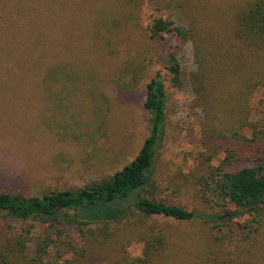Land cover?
I'll return each mask as SVG.
<instances>
[{
	"label": "rangeland",
	"instance_id": "1",
	"mask_svg": "<svg viewBox=\"0 0 264 264\" xmlns=\"http://www.w3.org/2000/svg\"><path fill=\"white\" fill-rule=\"evenodd\" d=\"M249 1L0 0V194L77 190L129 165L149 134L146 85L159 80L166 106L155 185L137 194L219 213L197 179L249 164L238 155L228 163L218 143L238 141L231 132L239 133V101L264 82V50L233 35L235 14ZM156 20L190 33L172 42L180 87L150 37ZM123 207L110 223L78 213L82 228L0 212V264H146L149 233L164 234L165 244L151 264H264V209L246 238L247 215L218 232L203 220L146 218Z\"/></svg>",
	"mask_w": 264,
	"mask_h": 264
},
{
	"label": "trees",
	"instance_id": "2",
	"mask_svg": "<svg viewBox=\"0 0 264 264\" xmlns=\"http://www.w3.org/2000/svg\"><path fill=\"white\" fill-rule=\"evenodd\" d=\"M150 31V37L160 50L161 66L171 73V84L180 87L181 72L176 51L178 46L173 47L172 42L175 39L181 42L187 40L189 31L175 26L171 20H156ZM233 35L237 40L255 49L264 50V0L249 1L236 12ZM237 69L241 71L239 66ZM251 90L257 94L249 91L246 101L242 99L239 101L240 113H237H243L240 121H237L239 133L231 132L232 138L235 137L238 141L218 140L229 159L228 163L238 155L249 164L233 172L226 171L221 166L215 167L208 176L197 179L201 197L220 208L217 214H198L137 194L155 185V150L165 120L166 106L165 88L159 80H152L146 85L143 109L147 114L149 134L129 165L114 173L109 179L91 183L77 190L29 197L10 193L0 194V212L17 220L63 222L70 227L82 228L86 224L78 220V213L88 221L110 223L108 221L120 218L124 213V204H129L146 218L161 216L178 221L199 219L210 223L212 229L218 232L224 223L247 215L251 218V224H245L243 229L247 232L248 238L261 225L264 209V82L255 81L251 84ZM250 101H255L254 105L250 104ZM233 145H237L235 149L230 147ZM68 212H72L70 214L72 216ZM60 218L62 220L59 221ZM77 221L80 224H76ZM148 237L145 263L151 264L155 251L165 246L164 234L153 236L149 233Z\"/></svg>",
	"mask_w": 264,
	"mask_h": 264
}]
</instances>
